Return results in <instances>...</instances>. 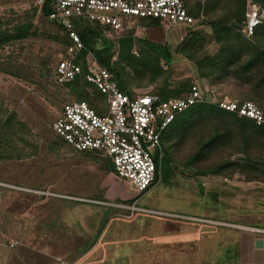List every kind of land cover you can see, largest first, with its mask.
I'll list each match as a JSON object with an SVG mask.
<instances>
[{"label": "rangeland", "instance_id": "rangeland-1", "mask_svg": "<svg viewBox=\"0 0 264 264\" xmlns=\"http://www.w3.org/2000/svg\"><path fill=\"white\" fill-rule=\"evenodd\" d=\"M188 1L193 5L209 0ZM224 10L217 7L209 17H204L217 18ZM0 18L8 26L27 21L41 30L51 26L40 17L35 0H0ZM78 23L81 27L90 24L84 20ZM127 30L133 31L135 39L171 45L172 86L189 80L205 93L212 90L215 101L222 96L221 99L238 100L240 94L247 93L246 87H239L231 80L205 87L207 83L199 78L193 62L177 53V46L190 32L188 27L159 22L153 28L129 21ZM194 30L211 36L209 26L196 25ZM125 33L105 35L115 42L117 49V40ZM216 49V44L210 43L203 51L213 54ZM132 54L137 56L135 46ZM45 56L53 60L52 76L47 81L37 72V63ZM61 56L57 46L32 39L0 49V118L14 114L28 129L23 142L13 137L11 141L15 144L0 146V243L3 244L0 264H45L36 260L45 251L59 256V242L55 245L43 239L45 234L59 233V227H51V220H34V216L29 220V213H42L43 202L59 199L61 194L85 196V192L90 195L96 186L102 190L111 184L96 160L79 157L60 144L51 149L50 143L57 140L51 124L62 105L75 100L62 84L53 80L55 61ZM115 59L116 56L112 58ZM160 81L133 88V92L138 95L154 91ZM97 102L102 105L104 99L98 98ZM104 113L105 110L101 111ZM171 133L175 138L178 131L162 132L161 144ZM194 144L186 141L173 149L175 162L167 160L162 145L160 174L151 189L137 192L121 181L129 196L121 201L134 202L135 209L131 212L134 217L115 216L114 220L121 223L123 239L115 246H106V264H242L244 228H264V182L247 181L237 173L204 176L195 169L184 168L182 164L192 153ZM12 147L15 152H11ZM20 150L22 156L18 159ZM106 161L103 160L105 164ZM211 164L212 160H208L198 167ZM105 219L106 216L99 220ZM72 229L77 230L76 226ZM9 243H15L14 247L9 248ZM47 247L50 249L45 250Z\"/></svg>", "mask_w": 264, "mask_h": 264}, {"label": "trees", "instance_id": "trees-1", "mask_svg": "<svg viewBox=\"0 0 264 264\" xmlns=\"http://www.w3.org/2000/svg\"><path fill=\"white\" fill-rule=\"evenodd\" d=\"M50 3L51 0H44L41 8H37L40 17L51 25L50 28L41 30L31 21L8 26L0 18V49L32 39L55 45L64 55L70 43L62 28L48 20L51 12ZM249 3L264 9V0H209L202 4L194 2L193 5L186 0L185 7L195 18H198L200 13L203 17L204 15L209 17L212 10L217 7L222 9L224 7L225 10L217 18L204 17V20L199 22L202 27H210L211 36L189 28L190 32L177 46V53L193 62L199 78L207 83L205 87L211 88L230 80L239 87H246V94H240L238 100L231 101L238 104L253 103L264 116V20L254 27L249 39L244 37L242 27L246 24ZM130 21L153 28L159 25V21L155 19L139 18ZM127 31L118 38V48L115 49V42L105 35L108 32L107 28L95 23L83 27L77 24L76 27L85 48L92 51L99 64L113 75L118 89L124 95L134 99L137 95L134 94L133 88L155 85L161 80L157 89L146 93L157 95L162 100L179 99L187 96L191 88L197 86L189 80L174 86L170 84L172 61L170 44H158L145 38L135 39L133 31ZM210 43L217 46L213 54L203 51ZM134 46L137 49V56L132 54ZM115 56L116 59L113 61L112 58ZM58 61L59 59L55 61V66ZM51 63L53 60L49 56L40 58L37 63L38 75L44 81L52 76ZM62 86L75 96L74 101H85L101 114L99 110L101 105L97 100L103 97L85 82L83 75ZM90 92L93 93V97H90ZM167 129L178 131L175 138L172 133L163 138V152L168 161L175 162L172 158L173 149L186 141H192L195 142L194 148L183 162L184 168L195 169L204 176H228L237 173L247 181L264 182V125H258L255 121L240 117L236 113L224 111L217 103L201 102L178 114L165 130ZM27 131V125L14 114L1 117L0 146L15 144L11 141L13 137L23 142V135ZM55 137L57 140L50 143L51 149L59 144L66 146L61 139ZM11 152H15L13 147ZM21 156L20 150L16 158L21 159ZM208 160H212L211 165L198 167Z\"/></svg>", "mask_w": 264, "mask_h": 264}, {"label": "built area", "instance_id": "built-area-1", "mask_svg": "<svg viewBox=\"0 0 264 264\" xmlns=\"http://www.w3.org/2000/svg\"><path fill=\"white\" fill-rule=\"evenodd\" d=\"M186 0H51L48 20L62 28L69 47L55 66V82L65 84L83 75L104 102L99 114L85 101L62 105L51 130L76 152H92L108 160L115 175L144 192L158 179L162 153V132L175 117L189 107L201 103H217L218 107L264 125V116L250 102L238 104L226 99L214 100L212 90L201 91L197 86L179 99L162 100L157 95L143 93L134 99L117 87L113 75L104 69L94 53L85 48L76 27L80 20L107 28L109 33L126 31L131 19H155L161 23L183 25L194 29L204 20L195 18L185 7ZM44 0H35L41 8ZM242 33L246 39L254 27L264 20V9L249 3ZM93 97V93H89ZM0 245H3L0 243ZM15 243H9L13 248ZM58 264H74L58 260Z\"/></svg>", "mask_w": 264, "mask_h": 264}, {"label": "crops", "instance_id": "crops-1", "mask_svg": "<svg viewBox=\"0 0 264 264\" xmlns=\"http://www.w3.org/2000/svg\"><path fill=\"white\" fill-rule=\"evenodd\" d=\"M76 153L84 159L96 160V165L105 172L111 184L102 190L101 186H96L90 195L86 194L87 192L85 196L61 194L59 199L44 201L42 213H29V220L32 216L34 220H51L50 226L54 228L56 225L60 229L59 233L43 235V239L54 244L59 242L60 255L45 251L37 256V263L45 261V264H58V260H62L74 264H106L107 247L115 246L123 239L121 223L114 220L115 216L129 215L125 216L128 219L134 217H131V212L135 209L134 202L121 201L129 198L128 188L121 182L123 180L113 173L108 160L106 165L103 162L105 158L96 153ZM118 211L125 212L120 214ZM105 216V220H99ZM94 217L97 220H94ZM114 223L116 224L113 226ZM72 226H76L77 230H73ZM244 230L241 235L242 264H264V228L246 227ZM259 239L262 240V246L256 248L255 242ZM47 249L50 247L45 250Z\"/></svg>", "mask_w": 264, "mask_h": 264}, {"label": "water", "instance_id": "water-1", "mask_svg": "<svg viewBox=\"0 0 264 264\" xmlns=\"http://www.w3.org/2000/svg\"><path fill=\"white\" fill-rule=\"evenodd\" d=\"M255 246H256V248H260L261 246H262V240H257L256 242H255Z\"/></svg>", "mask_w": 264, "mask_h": 264}]
</instances>
